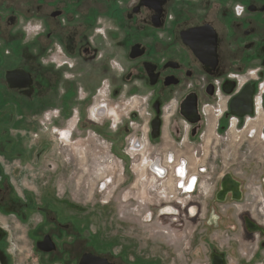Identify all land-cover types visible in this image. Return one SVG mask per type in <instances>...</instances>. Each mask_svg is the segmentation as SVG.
<instances>
[{"label": "flooded vegetation", "instance_id": "af4514ba", "mask_svg": "<svg viewBox=\"0 0 264 264\" xmlns=\"http://www.w3.org/2000/svg\"><path fill=\"white\" fill-rule=\"evenodd\" d=\"M21 19L28 33L18 28ZM0 46V156L6 159L31 160L23 144L4 135L33 131V116L56 106L66 113L77 100L93 102L95 116H115L107 109L115 92L147 102L150 142L166 133L176 142L213 146L226 121L245 119L231 110L243 94L253 114L264 112V0H0ZM216 107L213 129L205 110ZM71 128L59 129L60 136L68 133L67 145L76 144ZM1 164L0 218L13 215L25 224L39 211L27 237L40 264H87V258L118 264L108 251L82 242L81 225L67 220L71 212L61 201L49 206L45 196L37 206L32 195L13 190ZM248 226L258 230L252 221Z\"/></svg>", "mask_w": 264, "mask_h": 264}, {"label": "rangeland", "instance_id": "374dc122", "mask_svg": "<svg viewBox=\"0 0 264 264\" xmlns=\"http://www.w3.org/2000/svg\"><path fill=\"white\" fill-rule=\"evenodd\" d=\"M17 25L28 33L23 19ZM98 103L100 110L104 101ZM109 103L115 116H95L93 102L77 100L66 113L56 106L33 116V131L7 132L12 144H23L21 150L31 154L27 162L0 156L11 188L32 195L37 206L45 196L49 206L61 201L71 212L67 220L81 225L82 242L108 251L118 264H264V117L226 121L213 146L205 140L176 142L166 133L150 142L147 102L115 92ZM217 110H205L211 128ZM55 111L59 116L50 125L45 116ZM70 126L76 144L67 145L62 139L68 133L59 137L52 130ZM182 160L187 174L199 177L192 195L179 189L175 169ZM38 212L25 224L13 215L0 218V264H40L27 237L40 221Z\"/></svg>", "mask_w": 264, "mask_h": 264}, {"label": "built area", "instance_id": "2783aa9c", "mask_svg": "<svg viewBox=\"0 0 264 264\" xmlns=\"http://www.w3.org/2000/svg\"><path fill=\"white\" fill-rule=\"evenodd\" d=\"M260 106H258L257 105V108H256V112H258L259 110H258V108H259ZM50 114H47L46 116H45V120L47 121V122H49L50 121V123H52V120H54V119H57L58 118V116H59V114H58V111H55L53 114H51L50 116H49ZM248 117V121H251V118H253V119H255L256 118V120H258L259 122L260 121H262V117H264V112H262L261 113V116L260 117H258L257 115H255V114H252V115H250V116H246L245 118H247ZM232 121H236L235 123H237V119L236 118H232L231 119ZM55 131H59V129H53L52 130V132L54 133ZM171 161V160H170ZM186 161H184V160H182L181 162H179V164L178 165H181V166H183V167H186ZM165 170V169H164ZM176 171H177V173L181 176V174H182V179H183V182L181 181V184H179V186H180V190H181V193L183 194V195H192V194H194L195 193V191L197 190V188L196 187H198V185H199V177L198 176H194L195 178H194V180H192V178L190 179V183H189V185L188 186H183V184H185V181L187 180V179H185L186 178V176H187V173H188V171L186 172H184V173H181V168H180V166L178 167V168H176L175 169ZM206 172V170H204V171H201L200 173H205ZM166 173H165V171L163 172V174H161V175H165ZM189 176H192L191 174H189Z\"/></svg>", "mask_w": 264, "mask_h": 264}, {"label": "water", "instance_id": "95a60500", "mask_svg": "<svg viewBox=\"0 0 264 264\" xmlns=\"http://www.w3.org/2000/svg\"><path fill=\"white\" fill-rule=\"evenodd\" d=\"M244 95H241V97L236 98L231 103V110L232 114L237 117H245L250 116L253 114V111L251 110V106L248 102H246V99H244ZM96 259L87 258L86 263L91 264L92 262H96L99 264L100 261H95Z\"/></svg>", "mask_w": 264, "mask_h": 264}, {"label": "bare ground", "instance_id": "6f19581e", "mask_svg": "<svg viewBox=\"0 0 264 264\" xmlns=\"http://www.w3.org/2000/svg\"><path fill=\"white\" fill-rule=\"evenodd\" d=\"M94 116V115H93ZM56 133H60L59 131H55ZM59 137H60V135H59ZM60 139H62V138H60ZM180 166V168H181V173H184L185 171L187 172V170H186V167H183V166H181V165H179ZM157 172H159L158 170H157V168L155 169ZM160 173V172H159ZM177 176L180 178V184H181V181L183 182V177H182V174H181V176L177 173ZM192 178V180H194V175H192V176H189L188 174H187V176H186V178L185 179H187L186 181H185V184H183V186L185 187V186H188L189 185V183H190V179ZM179 188H180V186H179ZM174 213V212H173ZM167 214H169V215H172V213L171 212H168Z\"/></svg>", "mask_w": 264, "mask_h": 264}, {"label": "trees", "instance_id": "16d2710c", "mask_svg": "<svg viewBox=\"0 0 264 264\" xmlns=\"http://www.w3.org/2000/svg\"><path fill=\"white\" fill-rule=\"evenodd\" d=\"M10 157H11V155H10Z\"/></svg>", "mask_w": 264, "mask_h": 264}]
</instances>
